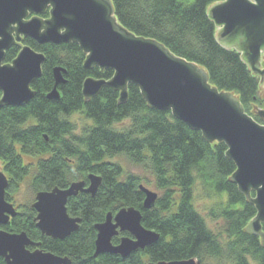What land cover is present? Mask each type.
Masks as SVG:
<instances>
[{"label": "trees", "instance_id": "1", "mask_svg": "<svg viewBox=\"0 0 264 264\" xmlns=\"http://www.w3.org/2000/svg\"><path fill=\"white\" fill-rule=\"evenodd\" d=\"M111 1L123 27L203 67L212 86L234 93L245 113L263 124L253 113L255 107L264 108L258 76L236 49L217 41L216 25L208 16L210 5L222 0ZM40 16L47 18L48 10ZM23 43L45 58L41 76L31 83L35 96L23 105L0 107V170L9 179L6 200L13 202L24 182L33 196L41 190L67 188L74 181L87 183L89 173L100 175L102 182L94 196L79 193L68 198V213L81 221L78 230L62 240L37 228L31 206L34 197L17 207L15 217L0 228L25 232L40 248L68 257L70 264H146L190 257H197L201 264L220 257L232 264H250V260L264 264L260 237L245 231L256 208L228 180L236 166L227 158L224 142H208L200 130L191 129L169 110L148 107L132 83L127 85L124 103L118 102L119 92L107 86L85 101L83 81L90 76L108 80L112 69L84 68L85 53L77 43L39 44L31 38ZM18 51V46H11L4 62L10 63ZM56 66L65 69L66 83L58 85V99H49L46 95L54 86ZM74 114L86 119L80 128L72 119ZM116 157L150 170L160 192L152 209L143 207L139 185L145 179L124 169ZM196 187L208 197L225 198L210 210L211 217L224 223L225 243L196 209ZM130 206L140 210L142 225L158 232L159 239L126 258L110 253L93 257L95 225L108 212ZM118 240L113 237L112 243ZM0 264L7 263L0 257Z\"/></svg>", "mask_w": 264, "mask_h": 264}, {"label": "water", "instance_id": "2", "mask_svg": "<svg viewBox=\"0 0 264 264\" xmlns=\"http://www.w3.org/2000/svg\"><path fill=\"white\" fill-rule=\"evenodd\" d=\"M48 10L49 16L40 15ZM216 25V39L226 48L236 49L252 72L263 82L261 52L264 50V0H222L208 8ZM31 38L39 44L77 43L85 53L83 66L110 68L108 79L87 77L83 81L85 101L99 94L104 86L119 92V103L127 100L128 83L139 87L148 107L169 110L191 129L200 130L208 142H224L226 156L236 166L229 177L247 201L256 208L245 231L260 237L264 248V124L245 113L238 97L220 91L209 83L206 70L172 53L159 41L137 36L117 20L111 0H0V107L23 105L35 96L31 83L41 76L44 55L24 44ZM18 46L16 57L5 63L6 51ZM65 69L53 68L54 86L47 98L58 99V85L65 84ZM261 88V87H260ZM264 122V109L256 108ZM102 182L100 175L89 173L87 183L74 181L67 188L54 187L35 193L32 208L36 226L43 235L62 240L78 230L81 219L67 211L68 198L79 193L94 196ZM9 179L0 170V225L17 214L5 198ZM143 207L150 210L157 192L144 184ZM254 196H251V191ZM93 257L103 253L122 258L155 243L160 235L142 225V214L134 207H121L106 214L95 225ZM117 244L112 238L119 233ZM35 249L30 250L28 247ZM0 257L7 264H70L68 257L40 248L25 232L12 233L0 228ZM146 264H201L197 257Z\"/></svg>", "mask_w": 264, "mask_h": 264}, {"label": "rangeland", "instance_id": "3", "mask_svg": "<svg viewBox=\"0 0 264 264\" xmlns=\"http://www.w3.org/2000/svg\"><path fill=\"white\" fill-rule=\"evenodd\" d=\"M261 92V88H260ZM72 119L75 120L78 124V128L81 127V125L86 122V119L79 114H74L72 116ZM115 160H118L121 162L124 169L133 172L135 174L140 175L143 179H145L143 182L146 187L149 189L157 192V194H160V192L155 189L154 187V177L151 174L150 170L141 166H136L128 162L125 158L122 157H116ZM194 204L198 212L204 217L205 222L207 226L216 234H219V240L221 243L226 242V235L224 233V223L221 219H215L210 216V210L213 207H216L219 203L224 202V197L219 196H213L208 197L206 196L205 192L201 190L199 187H196L194 192ZM33 194L30 192L29 187H27V182L23 183L17 192L13 196V203L15 208L32 202ZM261 242V239H260ZM202 264H232L229 259H226L225 257H220L218 259H205L203 260ZM250 264H256L254 261L250 260Z\"/></svg>", "mask_w": 264, "mask_h": 264}, {"label": "flooded vegetation", "instance_id": "4", "mask_svg": "<svg viewBox=\"0 0 264 264\" xmlns=\"http://www.w3.org/2000/svg\"><path fill=\"white\" fill-rule=\"evenodd\" d=\"M260 63H261V67H260V69H264V50L261 52V61H260ZM260 75H258V78H259V82H260ZM264 77V76H263ZM260 87H261V97H262V99H263V103H264V78H263V82L260 84ZM256 108H259V107H255V109L253 110V113L259 118V116L256 114ZM262 109H264V108H262ZM260 119V118H259ZM261 120V119H260ZM262 121V120H261ZM262 123L264 124V122L262 121ZM17 210V209H16ZM122 233H126V232H122ZM121 233H119V235H120ZM116 236V237H118V239H119V237L120 236ZM129 235V234H128ZM122 236V235H121ZM119 241V240H118ZM144 250V249H143ZM55 254V253H54ZM130 256V255H129ZM121 257V256H120Z\"/></svg>", "mask_w": 264, "mask_h": 264}]
</instances>
